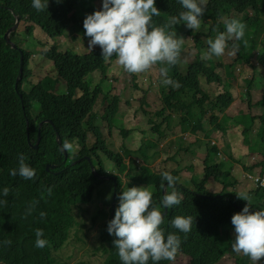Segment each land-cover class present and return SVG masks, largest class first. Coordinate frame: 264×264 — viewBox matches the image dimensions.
<instances>
[{"label": "trees", "instance_id": "1", "mask_svg": "<svg viewBox=\"0 0 264 264\" xmlns=\"http://www.w3.org/2000/svg\"><path fill=\"white\" fill-rule=\"evenodd\" d=\"M93 1L97 0H60V3H57V0H49L48 10L37 12L32 7V0H0V33L1 21L9 14L7 9L21 13L28 12L31 24L28 34H33V26L40 29L38 32L41 38L34 39V49L38 51L45 37H63L68 34V31L75 32V28L78 27L84 30L83 21L80 19L85 12L91 9ZM176 1L175 3V0H156V7L161 11L160 16L153 18L156 26L163 25L171 16L178 15L182 11L181 5L178 0ZM255 3L256 0H208L207 6L216 18L212 28L209 29V35H215L219 27L223 26L217 23L219 18L239 19V14ZM173 30L178 34V25ZM203 35L206 34L196 35L197 44L201 48H205L203 42L199 40ZM239 49L247 60L255 57L258 52V46L253 43L248 46L242 45ZM194 52L197 53L198 49L194 48ZM30 56L29 52L24 55L22 78H19V60L14 64L10 60L11 57H8L0 64V200H7L6 206L0 204V264H64L60 254L69 245L72 237L81 244H90L85 252L88 258H95L100 261V264H122L118 250L114 248L113 242L116 237L107 231L108 222L115 216V212L114 216L112 215L113 198L115 195L118 207V197L127 187L150 186L154 188L152 192L154 199L159 202L164 195V189L167 192L173 190L168 187L166 181L163 182L164 187L161 186L164 171L152 170L151 167L139 165L132 159H129L127 163L125 159L136 153L147 162L156 159L158 152L154 151L150 154L149 149H157L158 144L143 142L135 153L126 143L131 131L121 130L124 142L119 146V150L124 152L125 160H117L118 152L108 147L102 139L103 134L100 128L94 124L97 115L93 114V111L99 103L109 102L105 110L106 116H104L109 123V130L112 128V119L116 113L121 111V97L115 93V89H120V87L119 85L114 87L112 79L107 80L110 66L118 64L115 57L105 62L101 54L95 50L86 54H78L69 50L58 52V49L54 47L46 53V57L54 62V68L59 77L65 81L67 94L57 96L51 93L52 80L45 78L44 81L32 87L28 93L22 92L19 88V93L23 95L21 101L15 90V84L17 79L21 81L18 85L20 86L30 78L31 72L28 69ZM237 60L231 59L232 68L238 64ZM198 61L199 58L197 63L187 64L185 73L180 71V66L184 61L169 68L167 78L179 83L180 86L177 89L162 83L166 77L160 71V68L164 66L160 63L139 74L128 73L121 66L120 76L126 75L131 80L134 95H138L145 102H139L136 113L139 114L143 106H150L146 101L154 90L161 100L160 111L156 114L158 117L164 115L165 112L180 114V129L184 132L198 133L204 131L202 119L209 112L212 127L209 132H203L204 141H208L215 132H226L225 124L220 122L219 115L225 114L233 103L234 83L228 82L226 88L218 96L210 95L201 89V79L206 78V82L210 84L215 81L221 82L222 77L214 74L213 63ZM260 61L264 63V53H261ZM238 66L239 71L242 72L244 66ZM253 69L256 70L257 67L253 66ZM94 72H99L101 75V80L95 86L92 85V81H87L88 77L92 79ZM246 73L250 74L251 71H246ZM229 75L230 80L235 79V74L229 72ZM259 83L264 86V83L254 81V79L248 82L244 100L248 99L250 102L251 90ZM77 91H81L82 94L74 99ZM261 97L262 99L254 105L263 109L260 116H255L262 120L258 132L253 133L256 141L252 142L248 138V135L253 132L256 118L248 114L245 117L241 115L235 120L243 129L242 134L246 138V143L253 151L261 154L262 157L257 167L262 168V171L258 173L264 177V94ZM182 98L185 99L184 102ZM187 100L189 103L186 102ZM126 105L130 106L131 102L127 101ZM195 106L199 107L201 120L197 119L193 111ZM149 115L150 113L144 112V116ZM134 117L137 118V116ZM26 119L30 124V139L35 140L32 144H29L27 138ZM168 120L169 117L166 118V121ZM43 121H50L52 124L42 126L41 142L38 148L34 149L39 124ZM190 121H193L196 126H191L193 123ZM150 123L153 124L152 121ZM153 129L158 130V126ZM56 134L60 135V145L56 141ZM65 139L74 144L73 155L60 150ZM254 144L258 146L255 147ZM199 145V140L192 142L193 149ZM208 145L205 144L208 158L203 163L207 180L203 179L199 185L194 182L195 191H187L183 184L185 180L183 172L189 174V171L196 170L193 162L186 159L184 165H178L174 158L167 157L161 160L165 172L168 167L177 169L170 174L178 178L174 187L183 196L179 205L170 209L161 207L164 215L162 228L166 235L172 232L180 237L182 243L175 260L178 257H185L189 259V264H218L228 254L234 240L231 218L235 213L241 212L248 203L240 199L234 190L228 191L229 187H234L231 182L228 185L223 184L219 195L207 196L205 185L209 179L221 184V181L224 182L231 176L229 170L225 169V162L215 159L211 165L208 164L210 155L218 153L216 147L210 149ZM185 152H190V148H187ZM20 153L25 154L26 163L36 169L37 176L34 180H24L19 175L10 174L11 169L18 168L17 157ZM102 156L106 161L116 163L117 168L112 167L110 171H106ZM87 157L90 158L89 161ZM47 165H56L57 168L48 171L46 170ZM210 170H213L214 176L210 174ZM194 179V177L191 178V182ZM5 187L10 190L7 197L2 195ZM102 187L109 192L110 202L102 196ZM48 189H51V194ZM246 193L252 197L251 211L264 210V187L256 186ZM34 200L39 203L35 211L26 216V210ZM201 203L208 208L202 206ZM84 206L95 208L92 212V223L99 225L98 234L92 242L88 241L91 237L89 230L79 235L83 223L78 218L77 212L82 213ZM99 208L101 214L96 212ZM40 212L46 213V218H41ZM177 215L193 217L190 233L184 234L171 227V220ZM36 229H42L43 238L49 241L43 249L35 247ZM6 240L12 242L10 246L4 243ZM77 248L82 250V247ZM175 260L161 261L160 264H173ZM259 262L264 264V258ZM81 264L91 263L81 262ZM149 264L152 262L149 261ZM236 264H252V261L242 255L236 258Z\"/></svg>", "mask_w": 264, "mask_h": 264}, {"label": "clouds", "instance_id": "2", "mask_svg": "<svg viewBox=\"0 0 264 264\" xmlns=\"http://www.w3.org/2000/svg\"><path fill=\"white\" fill-rule=\"evenodd\" d=\"M97 1H103L102 7L99 10H96L94 13L88 14L86 18H84L83 16L88 12L94 11L90 9L89 11L85 12L80 19V21H83L84 30L78 27L75 28V32L70 33L68 31L67 35L73 41H77L79 39H81V41L84 40V44H86L88 49L86 53L95 50L97 53L101 54L105 62H108L112 57H115L117 63L122 66L128 73H144L150 70L157 63H160L161 65H164L160 68V71L166 77L165 79H163L162 83L165 86H172L173 88H178L180 85L177 81H174L171 78H167V73L169 71V68L174 67L180 62L184 61V56H181V52H185L186 49L185 47L183 50H181L184 43L186 42L187 45L188 40L197 42V38L194 32L199 31L201 25L203 27L210 25L209 29L212 28L211 26H213L216 19L213 17L212 11H210V7L207 6L208 0H178V3L182 7V11H180L178 15L171 16L168 21L160 26H156L153 21L154 17H158L161 15L160 9L156 7V0ZM176 2L177 1L175 0V3ZM57 3H60V0H57ZM32 7L37 12L48 10L49 0H32ZM7 11L9 12V14L3 21H1L0 64L5 62L8 57H11L10 60L14 64H16L19 60V78H22L24 55L28 52L31 54L29 58L30 62L31 58L34 57V54L32 55L30 51L26 50L20 45V29L23 24H26L27 26L25 29V34L29 35L28 31L31 24L29 22L28 12L21 13L17 10L11 11L9 9H7ZM249 12H252L253 15L249 16ZM261 12L264 13V0H256L255 4L241 13L243 15V18L238 17L240 20L236 18H219L217 20V23L223 26L219 27L215 35H209V30L208 32L206 31L204 33H201L209 36L207 39V45L205 46V44L203 43L205 48L201 50L200 46L197 43L194 47L198 49V52L196 53L197 59L199 58L198 62L209 61L213 63L214 66L215 64H218L221 67H229L230 69H232L231 59L237 60V58H240L239 60H237L239 65L242 66L243 64H246V66H249L246 67V71L250 70L251 73L254 74L256 70H258L259 72L264 70V63L260 61V55L261 53H264V42H262V36H264V20H260L258 18V14ZM221 20L224 22H222ZM177 25L179 28L178 34L173 30ZM36 28L39 29L38 27ZM77 35L79 37L81 36L82 38L76 37ZM85 36H87L89 39H87ZM61 38L62 37L54 38L56 40L55 45L50 49L43 51L42 54L43 57H45L49 62L53 64V67L54 62L46 57V53L51 51L54 47L58 49V52L67 51L61 50L58 46L59 43L57 41H60ZM185 38L188 39L186 40ZM251 43L258 46V52L255 57L249 60L245 58V60L243 61L242 56L244 57V55L239 52V48H241L242 45L248 46ZM196 61L193 63H197ZM114 66L115 64L111 65L110 67ZM253 66H256L257 69L254 70ZM223 71L227 72L225 69H223ZM55 72V76H57L65 83V81L61 77H59L56 70ZM238 72L240 71L238 70ZM96 74L99 75V72H94L92 76ZM218 76L220 77V75ZM52 77L53 76L45 77L52 80L51 93L57 96L66 95V83V94L59 95L55 90V85H57V82ZM45 78L39 80L35 84H28L26 88L27 90H25L24 88L25 83L18 86L21 81L20 79H17L15 90L18 93L20 100H23V95L19 93V88L22 92L28 93L32 89V87L37 85L39 82L44 81ZM213 83H218L217 88L220 90V92L223 91L228 84L227 81H215ZM210 84H208L207 82L205 83L207 87H210ZM126 107L128 106L126 105ZM121 109L122 108L120 106V110ZM118 113L122 114V110ZM118 113H116L114 118L118 115ZM163 116L164 115L160 117ZM194 119H196L195 116ZM201 119L202 117H199V120ZM44 124L46 125L52 123L50 121H43L39 124V133L36 143L33 145L34 149H37L41 142L40 130ZM29 125V121L26 119L27 138L29 144H32L35 140L31 141L30 139ZM154 127H157V125H154L152 127V131L157 133V139L156 141L149 142L157 143L159 148V146L161 145L159 138L165 134L161 132L160 126H158V130L153 129ZM188 136L194 137V139L192 140L193 142L195 140L203 142L204 147L205 144L210 143L209 140L204 142V139L202 140L200 138H197L196 133L190 131L184 132L181 129V133L175 138L176 140H180L181 151L185 152L187 148H190V152H185L187 154H193V151L197 148L203 150L201 143L199 147L194 149L192 147V142L189 144L185 143L184 141L187 140ZM128 140L129 138L126 140V143L130 145L127 142ZM176 140L174 139L172 141L175 142ZM56 141L60 145L59 134H56ZM221 142H223L222 139ZM212 147H216L218 149V153H212L210 155V161L208 162L209 165H211L215 161V159H217V157L222 156V149H220L217 145L211 146L210 149H212ZM139 149L140 147L137 150ZM157 149L152 150L157 151L158 155L163 154L161 150L158 151ZM60 150L62 152H68L73 155L72 153L75 150L74 144L65 139L61 145ZM137 150H134L135 153ZM120 151L121 152H118L116 155L117 160L132 159V156L124 159V152L122 150ZM225 153L227 155H230L229 145L226 146ZM136 154L138 155V153ZM163 158L165 157L162 156V158L159 159L158 163L153 166L151 165V163L155 159L147 162L138 155V159L136 161L137 164L151 167L152 170H159L161 172L164 171L162 173L161 186L164 187L163 182L166 181L168 187L172 188L173 190L167 192L164 189V195L159 202L154 199L152 193L153 191H149L147 186H133L124 189L121 195L118 197V207L117 203L115 202L114 195L112 203V215L114 216L115 212V216L111 221L108 222L107 231L110 235L116 237L113 242L114 248L118 250V256L122 264H149V261H151L152 264H160L161 261H174L180 249L182 243L180 237L172 232H169L166 235L165 230L162 228V225L164 223V215L161 212V207H163L164 209L173 208L179 205L183 199L182 194L178 192L174 187L177 183L178 178L170 174L177 169L168 167L167 171L165 172V170L163 169V164L161 163V160ZM207 158L208 154L203 163L207 161ZM17 159L18 168L11 169L10 174L12 176L19 175L24 180H34L37 176V172L35 168L26 163V155L20 153L18 154ZM86 159L88 161L90 160L89 157H87ZM228 159L232 160V157ZM109 163V168L111 166L117 168L116 163L111 161ZM46 168V170L50 171L55 170L57 166L47 165ZM246 170L250 172V174H243V178L251 184L252 188L256 186L264 187V180H261L264 177L260 176L259 173L254 174L256 173L257 169L252 172V169L248 167ZM185 173L186 172H183V175ZM113 181L115 182V180ZM9 191V188L5 187L3 189L2 195L4 197H7L9 195ZM48 192L49 194H51V189H48ZM237 195L240 199H243L248 203L241 212L235 213L231 218V223L234 227V240L232 242L231 248L232 251L237 255L242 254L243 256L250 258L252 264H258V262L261 261L262 258H264V210L251 211L250 203L252 197L246 192H241ZM207 196L209 195L207 194ZM38 203L39 201L37 200H34L30 203L29 207L26 210V216L31 215L32 212L35 211ZM0 204L6 206L7 200H0ZM40 217L46 218V213L40 212ZM192 225V216L177 215L171 220V227L184 234H188L191 232ZM80 233L81 230L79 232V235ZM35 237V247L37 249H43L48 245L49 241L43 238L44 231L42 229L35 230ZM4 243L10 246L12 242L10 240H6L4 241Z\"/></svg>", "mask_w": 264, "mask_h": 264}, {"label": "rangeland", "instance_id": "3", "mask_svg": "<svg viewBox=\"0 0 264 264\" xmlns=\"http://www.w3.org/2000/svg\"><path fill=\"white\" fill-rule=\"evenodd\" d=\"M103 1H94L91 3V9L94 10L92 12H88L83 17L86 18L88 14L94 13L96 10H99L102 7ZM253 13L249 12V16H252ZM239 17L243 18L242 14H239ZM258 18L260 20H264V13H259ZM222 21V20H221ZM224 22V21H222ZM26 24H23L20 32L21 35L19 36V43L20 45L25 48L26 50L30 51L32 54H34V57L31 58L29 62V70L31 72L30 78L25 83V90H27L28 84H35L39 80L45 78L46 76L50 77L56 80L57 85H55L56 93L59 95L66 94L65 90V83L59 79L56 75V72L54 70L53 64L49 62L45 57H43V51H46L53 47L56 43V40L51 37H45L42 39L41 43L42 46L38 51H35L34 49V39L35 38H41L38 30L36 27H34L33 34L32 35H26L25 29ZM210 26V25H209ZM209 26L203 27L201 25V28L199 31H195L194 34L198 35L202 32H208ZM76 37H79L78 35ZM87 39H89L87 36H85ZM208 35H203L199 38L200 41H202L205 46L207 45V39ZM79 38H82L81 36ZM186 40L188 38H185ZM59 43V48L63 51L70 50L73 52H76L78 54H83L88 51L86 44H84V40L81 41V39L77 41H73L67 34L60 39V41H57ZM262 42H264V36H262ZM197 42H194L192 40L187 41L184 43L181 50H183L185 47V52H181V56H184V62L180 66V71L182 73H185L187 64L193 63L197 59L196 53L193 51L194 47ZM201 48V47H200ZM203 50V48H201ZM243 61L245 60V57L242 56ZM239 64L236 65V67L230 69L229 67H221L218 64H215L214 66V74L220 75L222 77V81L232 82L234 93L233 95V103L231 107L226 111L225 114H220L219 119L220 122H224L226 127V132L222 133L220 131L213 133L209 138V146L217 145L222 152V156L217 157L219 162L223 161L226 163L225 169L229 170L230 177L227 178L224 182L221 181V184H218V182H214L213 179H209L205 185L206 192L210 196L212 193L214 194H220L223 189V184H229L231 181V184H234V187H229L228 191L232 192L233 190L239 194L241 192H247L249 189H251V184L243 178V174L248 175L250 172H248L246 169L250 167L252 169V172L256 171L258 172L262 171V168L260 166L257 167V163L260 162L261 154L258 152H255L252 150L249 144L246 143V138L243 136L242 132L243 129L238 124V122L235 120V118L239 116H246L248 114H251L253 117L260 116L263 113V109L260 107L254 106L257 102H259L262 99V94H264V86H261L259 83L257 87H253L251 90V99L250 102H248V99L244 100L243 97L245 96V90H247V84L250 82V80L258 81L264 83V70L259 72L256 70V72L247 74L245 69L246 64H243L244 70L242 72H238L239 70ZM223 69L227 71L224 72ZM121 70V66L119 64L115 65L114 67H110L109 74L107 76V80L112 79V85L115 87L116 85H119L120 89H115V93L121 97L120 99V106L122 110V114L118 113V115L113 119L112 128L109 130V123L104 117L105 110L109 106V102L102 104L99 103L95 106V109L93 113L97 115V118L94 122L96 127H99L102 134H103V140L106 142L108 147L111 150H114L116 152H121L119 150V146L124 142V136L121 134V130L128 129L131 131L129 134L130 138L127 141L130 144V147L133 150H137L143 142H149V141H156L157 139V133L152 131V127L154 125L160 126L161 132H163L165 135L159 138L160 146L157 149L158 151L161 150L163 154H160L157 156V158L151 163V165H156L162 156L165 158L167 157H173L177 160L178 165H184L186 159L190 162H193L195 164V171H189L190 173L184 174V181L183 184L187 191L193 190L195 191V183L197 185L200 184L203 179H206V172L204 173V164L203 161L205 160L207 156V152L205 150V147L203 146V142H200L202 144V149L197 148L193 151V154H187L180 150L181 143L180 140H176V136H178L181 133L180 124L179 121L181 119L180 114L175 113H165L163 117H157V113L160 111V105L161 100H159V95L153 90L152 94L148 98L146 102L150 104V106H143L142 110L139 114L136 113V110L138 108V104L145 103L140 97L137 95L135 96L132 87H131V80L126 77V75H121L122 72H119ZM229 72H232L236 76H234V80L229 79ZM235 72V73H234ZM92 81V85L95 86L99 83L101 80V75L96 74L92 76V79L90 77L87 78V81ZM148 80V79H147ZM206 78L201 79V88L202 90L206 91L210 95H215L214 97L218 96L220 90L217 88L218 83L210 84V87H207L205 85ZM93 88V87H92ZM177 89V88H175ZM59 90V92H58ZM81 92H77L76 97L81 96ZM134 96V97H133ZM131 102V105L126 107V102ZM136 101L138 103H136ZM185 99L182 98V102H184ZM189 103V101H186ZM251 104V105H250ZM206 108V105H204ZM194 113L196 114L197 119H199L200 110L198 106H195L193 109ZM144 112L150 113L149 116H144ZM185 113V112H182ZM186 114V113H185ZM134 116H137L135 118ZM169 116V120L166 121V118ZM210 113L203 117L202 119V127L205 132H209L211 130L212 125L210 124ZM234 118V119H233ZM256 118V117H255ZM148 120V121H147ZM196 120V119H195ZM152 121L153 124L150 122ZM262 120H259L256 118L254 122V127L252 129V133L248 135V138L254 142L256 139H254V135L256 132H258L260 125L262 124ZM193 123V121H190ZM168 125V126H167ZM191 126H196L194 123ZM135 129V130H134ZM203 131V132H204ZM202 131H199L196 133L197 138L204 139V133ZM144 133V135H141ZM176 140L175 142L172 140ZM194 139L193 136H188L187 140L184 142L189 144L193 142ZM221 139L223 142H221ZM205 142V141H204ZM212 144V145H211ZM184 145V144H183ZM230 146V155H227L225 153L226 146ZM252 145V144H251ZM255 147L258 145L254 144ZM169 152V153H167ZM149 153H154V150H149ZM74 154V152L72 153ZM132 160L137 161L138 155L133 154ZM232 160H229L228 158H231ZM105 164L106 170L110 171L112 169V166L109 168L110 163L105 160L104 156H102ZM127 163H129V159L126 160ZM182 168V167H181ZM179 168V169H181ZM261 169V170H260ZM183 169L181 170V172ZM244 173H243V172ZM211 175H215L213 170H210ZM213 175V176H214ZM195 178L193 182H191V178ZM128 180V179H125ZM207 180V179H206ZM149 191H154L153 187L147 186ZM202 192V190H200ZM102 196L106 198L107 202L111 201V196L108 191L104 190V187L101 188ZM204 207H207L204 203H202ZM208 208V207H207ZM95 210V208H91L90 206H84V211L82 213L77 212L78 218L83 223V228L81 229L80 235H82V232L88 231L91 233V237L88 240L89 242H92L94 237L97 236L99 231V225H93L92 223V212ZM96 212L98 214H101V209H96ZM103 221V220H102ZM90 246V244L84 245L81 244L77 239L74 237L71 238L69 245L66 246L61 251V257L64 262V264H81V262H89L91 264H100V261H98L95 258H88L85 256L86 249ZM77 247H82V250H78ZM241 255H237L235 252L231 250L228 252V254L219 261L218 264H236V258L241 257ZM173 264H189V259L185 257H178ZM260 264V262H258Z\"/></svg>", "mask_w": 264, "mask_h": 264}, {"label": "built area", "instance_id": "4", "mask_svg": "<svg viewBox=\"0 0 264 264\" xmlns=\"http://www.w3.org/2000/svg\"><path fill=\"white\" fill-rule=\"evenodd\" d=\"M261 180H264V178H262Z\"/></svg>", "mask_w": 264, "mask_h": 264}]
</instances>
